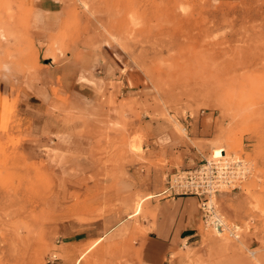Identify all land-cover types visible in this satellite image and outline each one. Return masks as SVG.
Wrapping results in <instances>:
<instances>
[{
	"label": "rangeland",
	"instance_id": "1",
	"mask_svg": "<svg viewBox=\"0 0 264 264\" xmlns=\"http://www.w3.org/2000/svg\"><path fill=\"white\" fill-rule=\"evenodd\" d=\"M33 9L0 0V264L120 254L97 242L126 218L142 234L160 196L141 189V168L166 163L150 142L158 120L175 147H198L200 130L204 158L221 148L253 167L239 191L212 198L239 237L199 225L173 254L264 264V0H62L39 49ZM45 62L54 83L36 81ZM105 63L118 77L102 94L71 90L77 71Z\"/></svg>",
	"mask_w": 264,
	"mask_h": 264
},
{
	"label": "crops",
	"instance_id": "2",
	"mask_svg": "<svg viewBox=\"0 0 264 264\" xmlns=\"http://www.w3.org/2000/svg\"><path fill=\"white\" fill-rule=\"evenodd\" d=\"M33 5V13L29 20L30 30L33 34V42L36 48L45 41L44 33L51 29L56 13L61 9L62 0H27ZM49 68L40 67L37 72L36 81L55 82L54 67L45 62ZM43 65V66H44ZM51 67L52 70H51ZM118 66L105 63L96 70H79L73 79L74 86L71 89L82 98H90L100 95L106 89L108 83L115 82ZM51 74V75H50ZM64 84L71 83L70 77L63 78ZM152 127L150 142L162 144L166 163L164 166H152L146 164L141 168L142 190L151 192L153 196H160L155 203L152 216L143 221V232L136 239L133 238V220L126 218L112 224L98 238L103 246H109L112 250H119L120 254H68L66 259L55 258L49 260L50 264H90L92 258L100 261L110 260L112 264H181L183 257L173 254L178 251L185 240H189L198 229L201 220L199 198L193 194H178L173 197L163 195L161 192L167 185L169 175L179 167H189L200 162L207 151L204 137H201L200 130L196 134L195 141L198 147L177 146L175 147L171 125L166 120L155 121ZM153 146V145H152ZM178 148V149H176ZM187 148V149H186ZM176 151L181 154L178 157ZM45 152V150H43ZM165 175V176H164ZM149 194L144 199L151 197ZM125 244H132L126 247ZM85 257H87L85 259ZM80 258V259H79ZM244 259V258H243ZM251 260L244 259L243 264ZM241 264V263H240Z\"/></svg>",
	"mask_w": 264,
	"mask_h": 264
},
{
	"label": "built area",
	"instance_id": "3",
	"mask_svg": "<svg viewBox=\"0 0 264 264\" xmlns=\"http://www.w3.org/2000/svg\"><path fill=\"white\" fill-rule=\"evenodd\" d=\"M252 172L253 167L248 160L224 153L204 158L193 166L176 169L169 175L161 193L168 197L196 195L199 198L201 227L237 239L239 225L228 221L212 198L220 193L239 191Z\"/></svg>",
	"mask_w": 264,
	"mask_h": 264
},
{
	"label": "bare ground",
	"instance_id": "4",
	"mask_svg": "<svg viewBox=\"0 0 264 264\" xmlns=\"http://www.w3.org/2000/svg\"><path fill=\"white\" fill-rule=\"evenodd\" d=\"M222 154H224V150L221 149V148H216V149L213 150V155H214V156H219V155H222ZM140 210H141V202H139V203L137 204V206H136V208H135V211L133 212V214H130L129 217H130L131 215H134V214L139 213ZM81 256H82V255H81ZM79 259H80V258H79ZM76 264H78V261H77V260H76Z\"/></svg>",
	"mask_w": 264,
	"mask_h": 264
}]
</instances>
